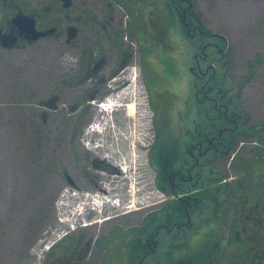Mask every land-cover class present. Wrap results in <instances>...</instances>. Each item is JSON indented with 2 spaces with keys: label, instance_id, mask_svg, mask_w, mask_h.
<instances>
[{
  "label": "rangeland",
  "instance_id": "rangeland-1",
  "mask_svg": "<svg viewBox=\"0 0 264 264\" xmlns=\"http://www.w3.org/2000/svg\"><path fill=\"white\" fill-rule=\"evenodd\" d=\"M20 1L57 30L33 42L21 40L14 48L0 46V264H45L51 250L47 245L61 237L80 239L85 257L77 264H168L170 258L197 253L207 259L205 264L238 263L244 248L237 242L242 220L237 203L247 194L264 200V130L238 132L232 146L225 142L218 153L198 132L217 136V111L225 107L221 99L237 98L238 111L228 107L227 114L237 115L240 125L264 122V0H177L185 28L172 0H73L68 7L58 0ZM189 2L201 25L211 31L201 44L197 17L187 14ZM10 12L0 1V24ZM70 25L78 31L74 37ZM221 57L228 63L223 98L213 92L212 99H220L213 108L200 93V105L192 68L203 73L204 81L213 69L222 77ZM130 68L139 74L147 105L149 130L142 151L150 190L158 199L141 212L121 215L130 210L129 201L102 212L93 208L89 196L75 205L85 215L66 221L59 205L68 190L100 194L94 190L102 181L98 175L108 169L101 165L104 153L91 152L90 146L102 141L90 145L85 134L99 114L98 100L111 87L127 85V78L114 86L113 80L126 77ZM52 97L50 106L45 101ZM225 126L228 130L232 124ZM192 143L195 167L193 157H187ZM166 144L175 150L180 145L178 172L184 173L185 183L176 176L174 186L167 183L163 190L155 166L156 153ZM119 150L126 152L124 145ZM258 153L263 154L256 159ZM216 179L228 184L217 186L214 215L194 195L199 196L201 184L214 188ZM224 189L226 196L219 197ZM126 193L112 195L124 198ZM183 194H194L186 216L147 226L143 240L148 250L138 259L140 227ZM43 206L44 214L39 210ZM43 215L46 221L37 232L29 222H39Z\"/></svg>",
  "mask_w": 264,
  "mask_h": 264
},
{
  "label": "bare ground",
  "instance_id": "bare-ground-1",
  "mask_svg": "<svg viewBox=\"0 0 264 264\" xmlns=\"http://www.w3.org/2000/svg\"><path fill=\"white\" fill-rule=\"evenodd\" d=\"M125 72L127 71L123 73ZM132 74L133 70L130 68L126 75L127 85L119 92L122 103L117 109L112 111L111 119L115 123L104 125L102 134H93L92 138L97 137V141L99 143L102 141V143L90 146L91 152L94 151L97 154L104 153L101 157V165L108 169V171L106 170L104 173L98 175V179L102 181L97 184V188L94 190L100 193L97 196L98 199H104L96 206V209L100 207L103 208L102 211L110 208L120 209L123 201L125 202L127 200L129 201L127 207L130 210L122 212L121 215L148 208L154 205L156 199H158L155 193L150 190L152 188L150 187L148 168L144 161L145 157L142 151L144 146H146L149 130V125L146 121L148 116L147 105L143 99L142 87L134 83ZM127 100V107L119 111V109L125 106ZM124 110L127 115L122 117L121 112ZM85 136L89 137L90 135L87 132ZM110 138H116L117 140L114 144L119 148L121 145H124L126 152L122 154L120 150L108 151L109 147L106 141ZM107 152L109 154H106ZM111 192H127L123 200L121 199V205L118 202L112 203L105 197L106 194L110 195ZM80 198L86 197L83 195L79 197L76 194L69 193L63 195L64 201L59 206L62 213L67 216L66 221L75 220L77 217L85 215V212L79 213L75 209V205ZM115 216L107 218L106 220Z\"/></svg>",
  "mask_w": 264,
  "mask_h": 264
},
{
  "label": "trees",
  "instance_id": "trees-1",
  "mask_svg": "<svg viewBox=\"0 0 264 264\" xmlns=\"http://www.w3.org/2000/svg\"><path fill=\"white\" fill-rule=\"evenodd\" d=\"M176 2H177V0H172V5L174 6V4H175L174 9L177 12H179L181 25L183 24V28H185V27H187V24H186L185 15L183 13L184 11L181 12V9L179 11V8H181L180 7L181 5H179V7H178ZM178 3L180 4L179 1H178ZM187 8H188V11H187L188 15L195 14L196 17H197L198 24H199V25H197V27L200 28L199 36H200V39H201V42L199 44H201L203 42V40H204L203 38L205 36L209 35L211 33V31L206 26H204V25L202 26L201 25L202 23L200 21V14L197 11L192 10L190 2L187 4ZM190 20H192V19L190 18ZM215 36L217 38H219V39H222V37L219 36V35H215ZM224 43H223V45H224ZM215 52H217V49L214 51V53ZM220 62H221L222 68H223V70H222L223 76L220 77L221 74L218 71L216 72L215 69H213V70H211V72L209 74V78H207L206 81H204L205 77L203 76V73L197 71V69L194 68L193 72H194V74H195V76L197 78V81H196V88H197V90H196V99H197L198 104H200V105L204 104L197 97V95H199L200 93L204 94L203 102H205V104H210V107L213 106V108L216 107V104L220 100L219 98H217L218 100H216V98L212 99V98H214V97H211L213 92L216 91V94H218L219 97L223 96V93H221V90H224V86L226 84L227 77H225V75H226V68H227L228 63H227V60H226L225 57H221ZM251 66H252V69H253V62L251 64ZM206 83L207 84L209 83V86L204 88V85H206ZM149 97H150L151 103L153 104V100H152L150 94H149ZM221 102H223L221 104H225V107L222 108V111H217L219 113V115H220V116H218L219 118L216 121L217 126H216V129H215V132L217 133V136L215 138H214V136L212 138H210L208 133L204 134L202 132V130H200L198 132V133L201 134V135H199V137L201 138L200 140H203V142H207V145H209V149L211 148L212 150H214L215 151L214 153H218V151H220V149L224 147L223 144L225 142H227L229 144L228 148L230 146H232V143H234L235 135L238 134V132L239 133H244V134H251L250 132L254 131V132L257 133L258 132L257 131V127H259V129H258L259 131L264 130V122L261 123V124H258V125H251L249 127H244L243 125H240V123H241L240 120L239 121L237 120V118H238L237 115L233 114V116H232V115L227 114V112L229 113L228 107L232 108L231 111L232 110L233 111H238L239 101H237V98L232 99V101H228L229 103L225 102L222 99H221ZM230 103H232L233 106H231ZM227 123H231L232 124L231 129L227 130L228 127L225 126ZM259 135H261V134H259ZM157 142H159V139H158ZM157 142L155 143V145L157 144ZM190 142H192V140ZM192 145H193V143L191 145H189V146L187 145L190 148V152H189V155H187V157L189 156L191 158L193 157L192 156V152L193 151L191 149ZM179 147H180V145H179ZM179 147H178L177 150H175V149H172V148L168 147V145L166 144L162 148L159 147V150L156 153L157 164H156L155 167L158 170V173H157L158 181L157 182H158L159 187L161 189H163V190L166 189V184L167 183H170L171 186H174V181H175L176 176H180V179L183 180V182L185 183V179L183 177V176H185V175H183L184 173L181 175L178 172L179 171L178 162H180V164L182 163V160L180 158L181 152L180 153L177 152L178 150H180ZM261 154H263V153H258V155L256 156V159H258L259 155H261ZM193 158H192L193 166L195 167L197 160H196L195 157H193ZM183 162L186 163L185 160H183ZM154 164H155V161L153 160V165ZM186 166H188V165H186ZM189 169H187V170L189 171ZM200 175L202 176L203 172H200V173L197 174V180L195 182H198ZM206 178H210V176L206 175ZM214 182L216 183V186L214 188L205 187L204 184L199 185V187L201 188L199 193H198L199 196L196 197V195H194V194L193 195L195 196L194 200H198V203L199 202H204L208 206L209 211L211 212V210H212L214 212V215H215V213H217V210H216V208H215V210L213 209L212 200H216L217 197H218V194H217V191H216L217 186L219 184H222V185L226 184L227 185L228 182L224 183V182L221 181V179H218V180L216 179V180H214ZM180 185H181V183H180ZM214 189H215L216 193L213 195ZM224 191H225V189L222 191L223 194L221 196H219V197L226 196V193ZM193 195L183 194L181 197H179L178 199H175L170 204L165 206L163 209H161L159 211H156V212H154V213L149 215L148 218L151 220V222L150 223H146V225H144L142 228L140 227V230H141V233H142V237L139 238L138 245H137L138 254H137L136 257L138 259H139L140 256L144 255L146 250H148V243H147L146 240H143V235L146 233V230H148L147 226H151L152 224L156 225V224L159 223L160 220L161 221L163 220L164 222L165 221L170 222V220L174 217V215H177V214H180L181 216H183V215L186 216V209L188 207V204H190V201H191L189 198H191ZM262 202L264 203V201H262ZM39 210H40L41 213L44 214L45 207L44 206L40 207ZM45 221H46V216L43 215V217H41L39 222H37L36 220H34V221L30 220L29 224H30L31 228H34V230H36L38 232L43 227V223ZM236 233H237V240L238 241H242V238H241V235H240V232H239L238 229H237ZM72 241H70V244L67 247L68 251H70V250L73 251L76 248V246L78 245V243H79V242L76 243V240H75V242H74V240H72ZM51 252H52V250L49 252L45 264H49V257L51 255ZM168 253L170 255H172L173 252L170 251ZM196 255H198V253L194 255L195 258L192 257V256H184V257H179L177 259L170 258L168 260V264H205V261L207 259H205L203 256H201L202 253H200V255H198V256H196Z\"/></svg>",
  "mask_w": 264,
  "mask_h": 264
},
{
  "label": "flooded vegetation",
  "instance_id": "flooded-vegetation-1",
  "mask_svg": "<svg viewBox=\"0 0 264 264\" xmlns=\"http://www.w3.org/2000/svg\"><path fill=\"white\" fill-rule=\"evenodd\" d=\"M0 1L5 8L11 11L5 17L3 24H0V46L4 47L1 35L9 32H14L18 36V41L24 40L30 42L23 33H20L21 29L16 25L15 21H13V18L18 13L33 16L36 20L38 30H48L52 27L54 28L53 32L57 30V28L51 24H46L45 20L38 13L31 12L27 9V7H25L20 0ZM58 1L64 4L63 0ZM72 3L73 0H71V5ZM67 29L69 30V27H67ZM236 207L238 214L242 218L238 225V230L242 238L241 243L243 244V251L245 252H243V256L240 261L235 264H264V203L258 198L252 199L250 195L247 194L242 200V203L239 202ZM77 242L79 243L76 248L73 251H68L67 247L70 244L69 237L60 241L52 249L49 257V264H77L79 261L83 260L85 253L80 252V239H77L76 243Z\"/></svg>",
  "mask_w": 264,
  "mask_h": 264
},
{
  "label": "water",
  "instance_id": "water-1",
  "mask_svg": "<svg viewBox=\"0 0 264 264\" xmlns=\"http://www.w3.org/2000/svg\"><path fill=\"white\" fill-rule=\"evenodd\" d=\"M63 2H64V6L66 7L70 6L71 4V0H63ZM13 21H15L16 25L19 26V28L21 29L20 33H23L30 42L35 41L49 33H53L54 31V28H50L48 30H38L36 26L35 18L31 15H27L24 13H18L13 18ZM69 34L71 37L76 36L77 34L76 27L70 26ZM1 39L3 40V46L5 48H13L15 45H17L18 36L14 32L3 33L1 35ZM54 101L55 98L52 97L51 99L46 101V103L52 106Z\"/></svg>",
  "mask_w": 264,
  "mask_h": 264
}]
</instances>
